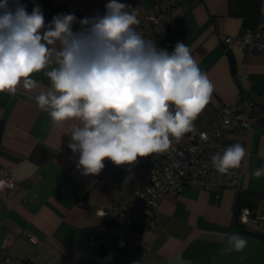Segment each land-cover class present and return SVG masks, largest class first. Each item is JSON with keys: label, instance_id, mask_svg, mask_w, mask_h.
Listing matches in <instances>:
<instances>
[{"label": "crops", "instance_id": "crops-1", "mask_svg": "<svg viewBox=\"0 0 264 264\" xmlns=\"http://www.w3.org/2000/svg\"><path fill=\"white\" fill-rule=\"evenodd\" d=\"M10 4L12 0H9ZM109 0H20L30 14L39 5L49 24L64 11L79 19L103 15ZM131 6L139 21L157 0H119ZM167 34L185 43L201 71L214 85L194 130H208L223 106L252 101L243 112L247 125L222 132L217 143L241 144L245 150L240 189L206 190L184 185L167 192L154 213V229L142 233L143 244L93 256L92 264H264V52L248 53L245 44L225 49L222 38L258 30L264 39V0H181L167 17ZM145 32L152 35L146 26ZM39 86L15 95L0 93V174L7 168L12 188L0 189V243L7 234L9 253L32 264H72L88 251L91 229L103 221L96 209L132 204L135 190L150 170L165 163L164 153L117 166L105 160L99 175L78 169L79 154L68 144L73 122L55 127L34 97L50 87L43 71L34 74ZM32 97L33 99H29ZM186 134L174 144L183 146ZM248 210L245 214L244 210ZM244 215V219H242ZM142 217L138 228L148 224ZM242 228V229H239ZM226 233L247 240L243 251L223 252Z\"/></svg>", "mask_w": 264, "mask_h": 264}, {"label": "clouds", "instance_id": "clouds-1", "mask_svg": "<svg viewBox=\"0 0 264 264\" xmlns=\"http://www.w3.org/2000/svg\"><path fill=\"white\" fill-rule=\"evenodd\" d=\"M105 9L79 21L74 13L58 14L46 25L39 5L29 14L20 0H0V93L31 92L39 86L34 74L43 71L50 87L34 97L36 105L57 128L73 122L68 147L85 175H99L105 160L131 165L167 152L173 139L194 130L214 91L185 43L169 53L136 31L140 21L130 5L109 0ZM245 155L235 144L211 163L224 174ZM225 235L223 252L246 248L241 235Z\"/></svg>", "mask_w": 264, "mask_h": 264}, {"label": "built area", "instance_id": "built-area-1", "mask_svg": "<svg viewBox=\"0 0 264 264\" xmlns=\"http://www.w3.org/2000/svg\"><path fill=\"white\" fill-rule=\"evenodd\" d=\"M181 0H157L156 5L147 11L143 20L135 26L142 37L152 40L160 49H166L171 53L174 49V42L167 34V17L174 9L177 2ZM72 13L64 11L62 14ZM77 17V16H76ZM80 19L77 17V21ZM152 29V35L145 32V27ZM79 23L73 25V30L78 31ZM225 49L233 43L245 44L248 53L264 52V39L261 38L258 30H245L235 35H226L222 38ZM251 101H242L235 106H223L213 119L208 130H193L187 133V141L183 146L172 143L171 148L164 152L166 161L164 164L150 170L146 182L135 190L136 199L132 204H122L117 207L96 209L97 214L103 218L95 225L87 240L88 251L80 259L72 264H92L95 254L109 252L113 249L127 246H140L143 244L142 235L145 229H154V213L157 210L159 200L167 192H176L184 185L195 186L206 190H219L222 187H229L235 190L240 189L243 176L244 158L238 168L230 169L227 173H219L211 163V157L237 143H217V137L224 131L237 125H247L248 122L243 112L251 109ZM7 168L1 170L0 180L6 185L2 189L12 188L14 179ZM248 210H244L246 214ZM104 214V216L101 215ZM148 217V224L138 228L142 217ZM244 219V215L241 216ZM10 236L7 234L0 243V264H32L31 259L21 260L7 250L10 243Z\"/></svg>", "mask_w": 264, "mask_h": 264}, {"label": "trees", "instance_id": "trees-1", "mask_svg": "<svg viewBox=\"0 0 264 264\" xmlns=\"http://www.w3.org/2000/svg\"><path fill=\"white\" fill-rule=\"evenodd\" d=\"M2 127V122H1V120H0V135H1V128ZM239 229H242V228H239Z\"/></svg>", "mask_w": 264, "mask_h": 264}]
</instances>
